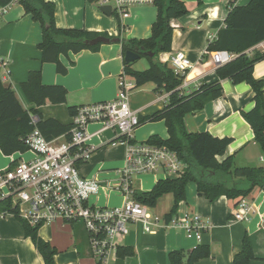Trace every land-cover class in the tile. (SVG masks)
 Segmentation results:
<instances>
[{"label": "crops", "instance_id": "1", "mask_svg": "<svg viewBox=\"0 0 264 264\" xmlns=\"http://www.w3.org/2000/svg\"><path fill=\"white\" fill-rule=\"evenodd\" d=\"M54 3L55 24L61 29H78L124 40L147 39L151 36V25L156 20V8L153 4L130 6L125 13L111 11L110 16L97 12L92 0H46ZM249 0H182L187 14L182 18L172 19L171 50L160 53L156 61L162 64L176 52H185L193 66L185 74V81L179 87L178 94L186 96L197 90L202 84L221 82L223 95L205 104L201 110L186 114L185 128L192 133L208 132L212 136L228 138L229 145L223 155L217 157L219 163L230 158L235 167H259L262 162L261 149L254 140L251 127L243 118V112L253 107L252 89L246 83L232 84L229 79H219L217 68L211 61L208 43L214 41L221 29L228 11L235 6H245ZM0 6V81L13 88L16 99L24 110L34 107L26 100L22 91L24 82L31 71H41V82L45 85H60L66 91L64 104L46 103L37 111L45 118L57 119L64 125H72L73 117L67 113L68 107H84L89 104L114 101L119 92V79L124 73L123 55L120 44H102L97 51L89 49L79 53L70 52L61 55L59 61L67 69L66 75L57 72L56 66L41 62L39 44L42 41L40 24L34 22L17 3L11 4L1 14ZM116 16L112 15L114 13ZM117 21V22H116ZM259 46L260 50V44ZM147 61V60H146ZM148 63V61H147ZM134 70H146L143 64L133 63ZM252 76L264 83V59L258 61L252 70ZM133 89L127 92L130 109L140 117H149L169 104L170 95L156 90L155 83L135 86V81L124 76ZM183 79V80H184ZM99 123L88 124L86 131L90 135L89 144L96 147L89 160L79 165V173L84 178H95L101 182L100 191H107L108 182H102L100 174L114 169L115 175L123 166L126 152L125 143L120 141L118 133L106 130L99 133ZM157 135L168 139L164 121L144 122L134 132V142H146ZM66 140L64 136L58 141ZM12 155L5 157L0 150V173L13 167L23 159ZM195 171H198L195 168ZM153 184L160 179H172L159 174L153 175ZM220 178H228L221 176ZM218 178H211L212 182ZM142 187L136 183L137 191H150L154 185ZM106 185V186H105ZM153 185V186H152ZM106 187V188H105ZM99 191V192H100ZM186 199L178 204L179 215L196 212L210 223V229L203 234L200 243L193 238H186L177 228L144 233L139 227H132L124 239H120V248L129 247L133 254L119 258L115 254L109 264H170L168 256L174 250L188 252L198 245L209 246L207 259L196 264H233L234 255L240 252L242 238L247 235L253 254L257 259L251 264H264V191L254 189L245 199L252 209L245 221H235L233 213L236 203L225 196L209 202L196 192V184L188 183ZM99 194V193H98ZM168 197V213L173 205V195ZM157 201V202H158ZM123 203V201H122ZM157 204V203H156ZM238 204V203H237ZM156 208V206H155ZM166 213V214H168ZM161 217L165 218V215ZM78 223L64 224L56 222L42 225L38 229L39 237L50 243L57 250L55 264H97L89 254L87 237ZM0 264H44L29 237L25 236L22 224L14 215L0 220Z\"/></svg>", "mask_w": 264, "mask_h": 264}, {"label": "trees", "instance_id": "2", "mask_svg": "<svg viewBox=\"0 0 264 264\" xmlns=\"http://www.w3.org/2000/svg\"><path fill=\"white\" fill-rule=\"evenodd\" d=\"M13 3L20 4L25 13L30 15L34 22L41 28L42 41L41 62L56 66L61 75L67 74V69L59 61L61 55L67 56L70 52L79 53L89 49L99 50L100 45H83V41L99 36H108L106 33L98 34L78 29H61L55 24L54 3L46 0H0V6L6 7ZM157 18L151 25V36L147 39L124 40L120 38L119 44L124 57L127 51L136 52L140 58H145L149 68L143 71L134 70V64H124V74L135 81V86L146 83H155L156 90L162 89L170 95L169 104L162 110L156 111L149 117H140V124L150 121H164L167 128L168 139L163 140L157 135L150 137L146 142L149 145L164 146L169 151L176 153L178 159L186 165V169L178 178L160 179L148 191L134 192L138 203L154 209L159 198L166 194L173 195V205L170 212L165 215L169 221L177 212L178 204L186 199L188 183L196 184V192L209 202L225 196L234 201L248 197L253 190L264 191V163L259 167H235L232 159L226 158L221 163L216 160L226 151L228 138H216L208 132L192 133L184 125L186 114L201 110L202 107L223 95L221 82L202 84L192 93L182 96L176 90L183 79L176 76L166 64L156 61L160 53L171 50L172 19L182 18L187 14V9L182 0H154ZM112 15H117L112 13ZM264 42V0H249L245 6L232 5L224 20L221 29L214 41L208 43V52L217 50L227 51L237 56L231 63L217 68V77L221 80L229 79L232 84L246 83L254 93L253 107L249 112H243V118L251 127L255 142L258 143L262 158H264V83L252 76L254 65L264 59V54L255 53L249 57L247 52ZM154 53L152 58L145 53ZM22 91L26 100L34 107L24 110L16 99L13 88L0 81V150L7 156L22 155L27 152V137L34 129L42 133L47 141L56 140L64 136L70 138L72 125H64L56 118L45 119L37 109L49 103L51 105L64 104L67 91L60 85H45L41 82V71L29 72L26 80L22 82ZM80 107H68L67 113L72 118ZM38 118L36 124L32 117ZM195 168L198 171H195ZM228 178H220L221 176ZM218 178L212 182L211 178ZM0 204V209L6 207ZM12 215L22 224L25 236L29 237L34 247L39 252L44 264H55L54 257L57 250L49 242L42 240L38 235V226L25 223L17 213L12 210ZM240 252L234 255L233 264H251L257 259L254 256L251 241L247 235L242 238ZM119 258L131 256L133 251L129 247L119 248L116 252ZM210 254L209 246L198 245L188 252L174 250L168 256L170 264H196L207 259ZM264 263V259H262Z\"/></svg>", "mask_w": 264, "mask_h": 264}, {"label": "built area", "instance_id": "3", "mask_svg": "<svg viewBox=\"0 0 264 264\" xmlns=\"http://www.w3.org/2000/svg\"><path fill=\"white\" fill-rule=\"evenodd\" d=\"M97 6H110L111 11L125 13L134 4L150 5L154 0H92ZM10 6V5H9ZM3 7V14L9 7ZM264 54V42L251 48L249 57ZM236 54L217 50L211 53V61L216 68L231 63ZM176 76L184 79L193 66L185 52H176L165 61ZM123 76L119 79V92L114 101L89 104L80 107L73 116L71 135L68 140L47 141L41 132L34 129L26 139L28 149L34 154L29 161H20L0 173V220L17 210L20 218L30 226L49 225L56 222L78 223L87 235V245L91 258L97 264H109L122 244L120 239L127 236L131 228L140 227L144 233L177 228L186 238L200 243L210 223L196 212L178 214L166 221L154 215L150 208L138 203L134 198V179L140 174H162L178 178L186 169L175 152L164 146L134 142L133 135L140 125L138 113L133 112L127 101V92L133 89ZM183 80L182 84L184 83ZM180 85V86H181ZM179 86V87H180ZM179 87L176 89L178 90ZM38 118L33 116L32 123ZM90 123H99V133L114 130L120 141L125 143L126 152L123 166L117 171L118 186L112 188L123 195L120 207H99L93 198L98 195L101 182L95 178H84L79 173V165L89 160L96 149L89 144L90 135L86 128ZM264 162V158L261 160ZM24 207V208H22ZM245 199H239L233 213L235 221H245L251 214Z\"/></svg>", "mask_w": 264, "mask_h": 264}, {"label": "rangeland", "instance_id": "4", "mask_svg": "<svg viewBox=\"0 0 264 264\" xmlns=\"http://www.w3.org/2000/svg\"><path fill=\"white\" fill-rule=\"evenodd\" d=\"M98 8H99V6H97L95 4V9L97 10ZM97 12H99V11L97 10ZM138 61H139V63L143 64L144 68L148 67V63L144 57L136 60L137 63H138ZM16 158L17 159H23L25 161H29V160H32L34 158V154L30 150H28L27 152H24V154H22L21 156H17ZM119 168H122V166ZM114 172H115L114 169H109L106 172H102L100 174L99 179L102 182H104V181L106 182V180L110 181V183L109 182H108V184L106 183V185H108V189L110 188V190H107L105 192L100 191L99 194L93 198L92 201H94V203H96V205L99 207H107L108 206V207L112 208V207H120L123 204L122 203L123 195L121 193H119L118 191H115L112 189V188H116L118 186V182H119L118 176L115 175ZM159 176L161 177L162 174H159ZM153 177L154 176L151 174H140L139 176L135 177L134 181L138 184H139V182H142V187L147 188L150 184H153V180H154ZM168 203H170L169 198L164 197L163 199H161L157 202L156 208L150 209V212L154 215L163 216L164 214L168 213V211H169L168 210ZM22 208H24V207H22ZM130 228H132V227H130ZM83 234L86 235V232H83ZM86 237H87V235H86ZM110 260H111V258H110Z\"/></svg>", "mask_w": 264, "mask_h": 264}, {"label": "water", "instance_id": "5", "mask_svg": "<svg viewBox=\"0 0 264 264\" xmlns=\"http://www.w3.org/2000/svg\"><path fill=\"white\" fill-rule=\"evenodd\" d=\"M98 11L100 13H103L104 15L110 16L111 14V7L110 6H101L98 8ZM120 38H113V37H106V36H99L97 38L83 41V45H89V46H95V45H102V44H119ZM148 57L152 58L154 56V53H145ZM140 58V55L138 53H134L131 51H127L124 55V62L128 64H133Z\"/></svg>", "mask_w": 264, "mask_h": 264}]
</instances>
